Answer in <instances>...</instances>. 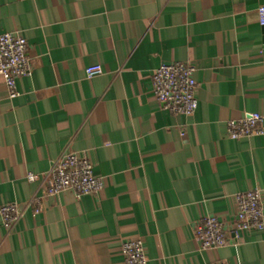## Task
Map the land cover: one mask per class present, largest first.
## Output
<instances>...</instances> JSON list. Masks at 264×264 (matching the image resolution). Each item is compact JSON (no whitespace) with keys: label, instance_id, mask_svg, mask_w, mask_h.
Segmentation results:
<instances>
[{"label":"crops","instance_id":"crops-1","mask_svg":"<svg viewBox=\"0 0 264 264\" xmlns=\"http://www.w3.org/2000/svg\"><path fill=\"white\" fill-rule=\"evenodd\" d=\"M264 0H0V32L28 41L33 69L11 99L0 79V209H26L11 232L0 217V264H125L142 239L149 264H264V233L202 250L198 221L228 228L235 195L259 190L264 135L232 140L228 122L264 116ZM190 62L192 116L153 91L163 64ZM104 73L87 78L89 67ZM66 151L104 179L98 195L48 196L43 175ZM40 209L39 213L36 210Z\"/></svg>","mask_w":264,"mask_h":264},{"label":"built area","instance_id":"built-area-1","mask_svg":"<svg viewBox=\"0 0 264 264\" xmlns=\"http://www.w3.org/2000/svg\"><path fill=\"white\" fill-rule=\"evenodd\" d=\"M261 25L264 27V7L259 9ZM33 63L28 56V41L19 33L0 32V79L4 80L9 96H19L17 80L31 74ZM195 66L190 62L163 64L153 73V91L157 100L176 115L192 116L198 109ZM104 73L101 66L89 67L87 78L92 79ZM264 135V116L250 113L240 121L228 122V136L240 140ZM42 181L47 195L55 196L73 191L78 197L98 195L104 189V179L94 173L90 159L76 151H66L43 175L30 173L28 181ZM236 201V219L228 228L215 216H207L196 223L195 236L202 250L220 249L228 244L232 233L237 240L241 233H264L263 197L259 190L239 193ZM40 209L36 210L39 213ZM26 209L16 203L0 209L3 228L11 232L22 220ZM122 255L125 264H149L145 242L131 239L123 243ZM214 264H226L218 261Z\"/></svg>","mask_w":264,"mask_h":264}]
</instances>
